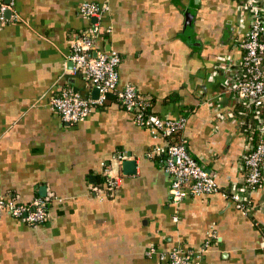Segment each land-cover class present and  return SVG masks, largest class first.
Instances as JSON below:
<instances>
[{
	"label": "crops",
	"instance_id": "crops-1",
	"mask_svg": "<svg viewBox=\"0 0 264 264\" xmlns=\"http://www.w3.org/2000/svg\"><path fill=\"white\" fill-rule=\"evenodd\" d=\"M0 1V197H52L36 226L1 213L0 264H163L161 252L206 243L202 264H264V209L245 213L223 195L245 182L248 130L222 67L242 54L238 0ZM85 1L108 4L96 44L120 55L118 87L133 85L162 118L186 117L177 136L218 192L172 203L170 176L147 155L165 140L112 94L75 124L48 106L64 87L94 94L66 59L73 35L95 22L80 12ZM119 151L135 160L134 173L112 161ZM103 163L118 176L112 196ZM263 198L264 183L251 194Z\"/></svg>",
	"mask_w": 264,
	"mask_h": 264
},
{
	"label": "built area",
	"instance_id": "built-area-1",
	"mask_svg": "<svg viewBox=\"0 0 264 264\" xmlns=\"http://www.w3.org/2000/svg\"><path fill=\"white\" fill-rule=\"evenodd\" d=\"M6 7L0 1V19L3 18ZM236 8L241 23L244 25L246 22L247 28L239 42L242 51L240 60L235 64L224 62L222 66L230 72L225 89L242 102L246 111L253 113V129L259 132V139L254 147L247 143L243 157L245 182L223 195L238 209L248 213L256 206L264 209V198L258 204L251 200L252 192L264 183V117L260 111L264 104V0H238ZM108 9L106 1H85L81 4V14L94 18L95 22L91 28L73 35L70 51L66 55V59L73 63L71 71L81 75L97 89V97L83 95L75 89L64 87L52 93L48 106L64 122L75 124L84 120L95 106L102 105L108 95L112 94L124 109L133 114L136 124L149 130L154 139L160 137L165 140L164 143L153 145L147 155L158 156L164 171L170 176L169 198L172 203L177 204L188 195L202 196L218 192L219 186L212 173L189 153L182 140L177 142L172 139L183 130L186 117L181 115L177 118H162L156 114H148V99L133 85L124 84L118 87L120 55L96 44L97 38L101 37L100 20ZM105 31L109 33L110 27ZM242 122L249 126L244 117ZM127 158L126 152L119 151L112 161L121 164ZM111 169V163L102 164L106 196H112L118 187V176H113ZM51 198L47 195L38 196L29 203H21L11 196L0 197V218L1 213L7 212L29 226L42 224L48 218ZM206 244L199 249L178 245L161 252L159 258L163 264H202ZM155 252L153 247L147 251L148 254Z\"/></svg>",
	"mask_w": 264,
	"mask_h": 264
},
{
	"label": "trees",
	"instance_id": "trees-1",
	"mask_svg": "<svg viewBox=\"0 0 264 264\" xmlns=\"http://www.w3.org/2000/svg\"><path fill=\"white\" fill-rule=\"evenodd\" d=\"M76 33H80V32H76ZM115 100L117 101V97H115ZM148 101H149V106L146 108V113L155 114L154 112L151 111L152 100L148 99ZM237 106H238V111H239L240 115L242 117H244L247 120V123L249 124V126L246 124L247 130H248L247 131L248 132V144L250 147H254L257 144L258 139H259V132L255 131L253 129V126H254L253 113L246 111L244 109L241 101L238 103ZM260 111L262 113V116L264 117V104L261 106ZM174 140L178 142V140H179L178 136H175ZM244 171H245V168H244Z\"/></svg>",
	"mask_w": 264,
	"mask_h": 264
},
{
	"label": "water",
	"instance_id": "water-1",
	"mask_svg": "<svg viewBox=\"0 0 264 264\" xmlns=\"http://www.w3.org/2000/svg\"><path fill=\"white\" fill-rule=\"evenodd\" d=\"M68 63H69L70 66L73 65V63L71 61H69ZM93 92H94V94H93L92 97H94V98L97 97V95H98L97 89L94 88ZM121 166H122L123 170L127 171L126 173H134L136 163H135V160H133V159H131V160L130 159H126V160L121 162ZM126 169H128V170H126Z\"/></svg>",
	"mask_w": 264,
	"mask_h": 264
}]
</instances>
